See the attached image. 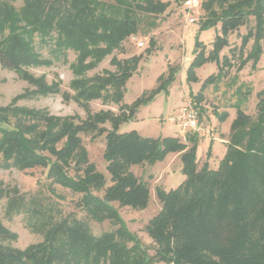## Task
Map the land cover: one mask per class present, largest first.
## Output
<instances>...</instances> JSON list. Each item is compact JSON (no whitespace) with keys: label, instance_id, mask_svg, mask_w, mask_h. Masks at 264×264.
Returning a JSON list of instances; mask_svg holds the SVG:
<instances>
[{"label":"trees","instance_id":"16d2710c","mask_svg":"<svg viewBox=\"0 0 264 264\" xmlns=\"http://www.w3.org/2000/svg\"><path fill=\"white\" fill-rule=\"evenodd\" d=\"M0 0V65L15 72L33 86L32 91L0 106V168L27 171L41 169L47 187L60 186L78 195L76 206L96 222L114 229L95 236L88 225L73 213L63 214L42 193L28 200L17 188L0 184L5 198V215L26 214L27 225L42 240L24 249L9 245L17 235L0 221V264H264V90L257 94L255 116L245 113L248 91L234 93L236 110L226 150L216 169L199 166L198 133L188 132L185 142L178 138L141 137L135 131L119 132L124 121L132 120L138 107L149 102L174 81L177 69L169 67L157 86L132 104L122 103L126 84L136 72L141 56L118 59L125 40L137 34L140 15H160L168 2L162 0ZM206 18L200 29L221 26L212 50L205 56L199 49L187 71V82H196L194 69L206 61L217 64V73L201 84L194 101L203 100L205 89L216 85L231 68L222 56L228 35L251 19L253 26L241 38L239 73L249 62L254 69L264 40V0H206ZM252 41L249 51L243 50ZM47 47L52 58L40 48ZM73 95L62 93L87 109L92 101L118 105V113L100 110L77 116L51 115L46 109L19 106L26 97L60 93V82L47 84L45 76L34 77L29 68L50 67L53 59L67 60ZM108 56L114 71L88 73ZM235 82V80H234ZM247 89V88H246ZM199 112L201 108L198 109ZM226 114L220 117L222 119ZM110 125V129L105 127ZM82 135H104L103 161L109 175L89 161ZM178 154L184 179L175 189H156L159 212L144 230L154 253L150 255L137 235L131 232L118 208L144 210L150 192L131 168L153 165L168 155ZM50 197L52 195L50 194Z\"/></svg>","mask_w":264,"mask_h":264},{"label":"rangeland","instance_id":"374dc122","mask_svg":"<svg viewBox=\"0 0 264 264\" xmlns=\"http://www.w3.org/2000/svg\"><path fill=\"white\" fill-rule=\"evenodd\" d=\"M111 2L112 0H106ZM168 2L166 11L160 15H140V23L137 34L128 38L122 44V50L115 51L118 59L129 58L133 55H140L141 60L133 76L126 84V93L122 103L132 104L140 99L144 94L150 92L158 84V78L162 74H167L169 67L176 68L174 81L166 90H160L149 102L138 107L137 113L132 120L124 121L119 127V132L135 131L141 137L153 139L158 138H178L185 142L186 134L181 132L176 125L171 122L177 109L188 100H193L199 92L201 84L207 77L217 73L215 62L206 61L194 69V76L198 83L187 82V71L197 50H204L205 56L212 50L217 36H221V26L200 29V25L206 18L202 3L206 0H198L199 7L191 8L187 6V0H162ZM22 0H17L15 5L19 7ZM194 18L190 24L188 19ZM253 26L252 19L245 26L239 27L231 32L228 37V46L221 49L219 58L222 56L230 58L231 68H226L225 77L216 85L205 89L206 106L205 111H200L201 128L198 133L197 158L199 166L207 163L210 168L216 169L226 150L223 141L228 140L231 124L236 115V110L231 107L235 100L240 98L235 87L241 84L243 89L248 91V97L243 110L250 116H255L257 104V94L264 90V40L261 41V54L254 69H251L249 62L239 73L235 71L240 58L239 48L241 38L249 28ZM143 41L144 47L139 48L137 42ZM252 45L250 41L243 50V56L249 51ZM41 54L45 58H52L47 47L40 48ZM112 56L106 57L96 69L88 73L101 74L104 70L114 71L115 67L110 65ZM75 55L72 52L67 54L64 62L60 57L53 59L50 67L29 68L28 73L34 77L45 76L47 84L60 82V93L47 96L26 97L18 101L19 106L32 109H46L51 115L67 117L77 116L85 119L88 113H95L100 110H111L118 113V105L103 104L100 100L89 103L85 109L73 100H64L63 92L73 95L69 88V83L73 76L69 65L73 62ZM235 80V82H234ZM247 88V89H246ZM33 86L21 79L15 72L3 68L0 65V106L8 105L13 98L32 91ZM194 101V100H193ZM201 103V102H200ZM198 109L200 104H197ZM223 114H226L220 119ZM110 129L109 124H105ZM82 143L88 152V158L96 169L105 175L107 186L109 185V175L105 170L103 161V150L105 147L104 135L93 137L82 135ZM214 139V140H212ZM180 160L178 154L168 155L163 161L153 165H141L131 168V172L149 187L150 199L146 209L133 210L127 207L118 208L128 229L135 233L142 244L147 248L148 253L153 255L154 245L147 237L144 230L147 222L160 210L161 204L156 197V189L168 191L177 188L184 177L180 172ZM41 169L18 171L16 169L3 170L0 168V184L4 187L17 188L19 193L28 200L31 196H42L61 213H73L77 219L86 223L95 236L113 230L114 227L108 223H96L90 220L86 214L76 206L78 195H74L60 186L53 185L52 191L47 187ZM50 194L52 197H50ZM6 199L0 200V221L11 232L17 235V239L10 242L13 248L24 249L31 244H37L42 240V235L33 232L27 225L26 214L5 215ZM162 264V263H156Z\"/></svg>","mask_w":264,"mask_h":264},{"label":"built area","instance_id":"2783aa9c","mask_svg":"<svg viewBox=\"0 0 264 264\" xmlns=\"http://www.w3.org/2000/svg\"><path fill=\"white\" fill-rule=\"evenodd\" d=\"M186 4L191 8L199 7L198 0H187ZM188 22L192 24L194 22V18L188 19ZM131 39L135 40L133 37ZM137 46L139 48L144 47V42H137ZM170 120L181 132L199 133L203 130L201 128L200 113L197 104L193 100H188L185 105L179 107L175 115L170 118Z\"/></svg>","mask_w":264,"mask_h":264},{"label":"crops","instance_id":"0c3cea01","mask_svg":"<svg viewBox=\"0 0 264 264\" xmlns=\"http://www.w3.org/2000/svg\"><path fill=\"white\" fill-rule=\"evenodd\" d=\"M216 66H217V64H216ZM196 83H198V82H196ZM198 93V92H197ZM205 93H206V91L203 93V100H202V102L201 103H199L200 104V108H201V111L203 112V111H205V108H207V106H206V99H205ZM231 107L233 108V105H231ZM186 137V136H185ZM184 141H185V139H183ZM212 140H214V139H212ZM221 141H223V143H225L226 144V139H224V140H221ZM179 169H181V167L179 168Z\"/></svg>","mask_w":264,"mask_h":264}]
</instances>
